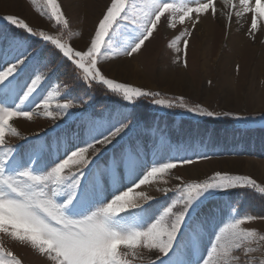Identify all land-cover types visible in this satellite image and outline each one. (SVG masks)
I'll use <instances>...</instances> for the list:
<instances>
[{"label": "snow or ice", "instance_id": "snow-or-ice-1", "mask_svg": "<svg viewBox=\"0 0 264 264\" xmlns=\"http://www.w3.org/2000/svg\"><path fill=\"white\" fill-rule=\"evenodd\" d=\"M46 8L61 35L16 15L0 16V234L30 246L48 264H137L144 251L154 254L151 264H253L254 244L264 243V234L244 225L264 215L237 206L241 190L264 194V187L226 171L191 182L176 176L179 183L164 186L160 177L197 161L175 155L170 137L137 113L139 102L150 99L163 109L234 116L245 129L257 121L120 81L107 74V65L141 54L163 28L177 33L167 47L175 53L172 63L187 70L190 41L218 15L229 35L235 22L249 42H262L264 0H223L219 8L216 0H110L82 46L63 38L71 20L58 0H47ZM234 71L240 72L239 63ZM54 81L65 88L55 115L52 97L44 99ZM96 89L119 99L97 110ZM40 111L64 119L23 143H6L9 133L17 134L10 121H30ZM259 123L264 126V116ZM145 140L152 145L150 160ZM156 184L159 197L140 190ZM0 264L22 260L0 248Z\"/></svg>", "mask_w": 264, "mask_h": 264}, {"label": "rangeland", "instance_id": "rangeland-1", "mask_svg": "<svg viewBox=\"0 0 264 264\" xmlns=\"http://www.w3.org/2000/svg\"><path fill=\"white\" fill-rule=\"evenodd\" d=\"M216 2L218 8L223 4V0H216ZM58 3L71 20V31L65 32L63 38L79 41L78 46H82L97 17L110 3V0H58ZM46 4L47 0H0V16L16 15L24 18L38 30L43 29L52 35H61L54 22L48 19ZM204 26L210 32L208 36L204 34ZM76 32H80L79 37L74 35ZM175 34L177 33L161 28L151 43L146 42V48L141 54L134 58L116 59L109 63L107 74L134 86L161 91L162 95H183L190 102L199 103L208 110L233 112L240 116L250 117L257 123L245 129L234 116L219 118L198 116L182 109H163L152 104L150 99L141 100L140 107L156 114L154 126L170 137L174 145V154L189 156L197 161L192 165L178 166L160 177L161 183L167 181L164 186L171 187L179 183L175 179L176 176L182 177L183 181L191 182L199 177L207 178L215 171H226L230 174L250 176L261 187H264V126L259 123V118L264 116V41L249 42L246 34L237 27L235 22L231 35H229L223 18L218 15L215 20L210 18L198 27L189 45V68L182 70L172 63L175 53L167 47ZM237 36H240L237 42L243 48L235 52L234 37ZM127 39L126 34L120 37L122 42ZM107 59L113 60L111 53L108 54ZM234 62L240 64L239 73L234 71ZM209 79L214 82L211 86L207 83ZM57 84L58 82L54 81L48 88L47 94L44 95V99L52 97L51 110L54 115L58 111L55 105L65 102L61 99L65 88L57 87ZM98 91L104 92L102 89ZM102 97V106L98 102L94 104L97 110L119 99L106 95ZM74 103L82 107L78 101ZM163 115L169 120L164 119ZM63 119V116H59L56 120H52L43 111L34 115L30 121L23 117L14 118L10 123L16 129L17 134L9 133L6 143L9 145L23 143V138L37 133L43 134L48 129L55 128L56 124L61 123ZM206 120L222 124L225 133L217 134L213 130H205ZM144 143L146 145L145 154L150 160L152 159V145L148 140ZM176 145L179 146L178 149L175 148ZM96 147L100 146L96 145ZM198 154H206L208 159H201ZM86 156L89 159L93 158L92 149L88 150ZM160 186L161 184L146 185L141 186L140 190L159 197L156 189ZM254 191L256 194L253 193ZM243 195H246L247 201L242 197ZM261 195L264 194H260L257 189L241 190L237 208L248 209L253 206L255 213L262 214L264 200L258 205ZM259 207L262 211L257 210ZM244 226L255 228L260 234H264V221L246 223ZM254 247L257 251L252 254L251 260L253 264H260L264 262V243L257 240ZM0 248L12 252L22 260V264H48L30 246L4 234H0ZM153 259V253L144 251L142 259L137 264H151Z\"/></svg>", "mask_w": 264, "mask_h": 264}, {"label": "trees", "instance_id": "trees-1", "mask_svg": "<svg viewBox=\"0 0 264 264\" xmlns=\"http://www.w3.org/2000/svg\"><path fill=\"white\" fill-rule=\"evenodd\" d=\"M100 90V89H99ZM97 91V92H96ZM106 94L103 92H99L98 91V89H96L95 90V102L97 103H100V105L102 106V100H101V98H103L102 96H105ZM106 96H108V95H106ZM109 97V96H108ZM138 116H140V117H142L143 118V120H142V122H144V123H147V124H153V123H155V113H153V112H151V110H149V109H146V108H144V107H140L139 105H138ZM159 114V113H158ZM164 119H167V120H169L168 119V117H166L165 115H163L162 116ZM204 125H207L206 126V128H205V130H213L214 132H216L217 134H219V133H225V131H223V128H224V126L222 125V124H219V123H217V121H213V120H206L205 121V123H204ZM204 129V128H203ZM247 192H251V191H247ZM243 193V192H242ZM254 194H256V192L254 191L253 192ZM240 195V194H239ZM245 200H246V195L244 196H242ZM241 201H242V199H241ZM247 201V200H246ZM260 201H262L261 200V198H259V200H258V205H260ZM262 204V203H261ZM262 208H264V207H262ZM259 209V211H262L261 210V207H259V208H257V210ZM246 213L247 214H253V215H264V212L262 213V214H259L258 212H254L253 211V206H250L248 209H246Z\"/></svg>", "mask_w": 264, "mask_h": 264}, {"label": "bare ground", "instance_id": "bare-ground-1", "mask_svg": "<svg viewBox=\"0 0 264 264\" xmlns=\"http://www.w3.org/2000/svg\"><path fill=\"white\" fill-rule=\"evenodd\" d=\"M203 29H204V31L206 32V33L204 32V34H207V35H205V36H208V34H209L210 32H208V31L205 29V26H204ZM239 37H240V36L234 37V43H235V44H234V47H235V48H233V49L235 50V52H237L238 49L243 48V47H242L241 45H239L238 42H237V41L239 40ZM232 41H233V40H232ZM262 61H263V57L261 58V61H260V62L262 63Z\"/></svg>", "mask_w": 264, "mask_h": 264}]
</instances>
